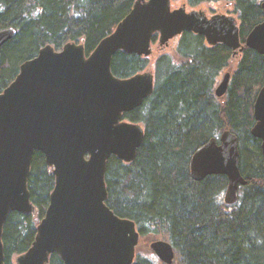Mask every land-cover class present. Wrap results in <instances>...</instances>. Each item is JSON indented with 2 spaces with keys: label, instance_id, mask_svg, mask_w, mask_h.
<instances>
[{
  "label": "trees",
  "instance_id": "trees-1",
  "mask_svg": "<svg viewBox=\"0 0 264 264\" xmlns=\"http://www.w3.org/2000/svg\"><path fill=\"white\" fill-rule=\"evenodd\" d=\"M180 2L182 0H174ZM136 0H0V30L15 28L16 37L0 53V94L16 79L20 66L47 45L56 51L82 43L90 55L132 11ZM196 8L225 2L234 7L241 42L264 22V0H183ZM157 36L152 39L157 44ZM232 52L211 47L204 37L184 33L173 53L153 64L155 89L142 107L124 120L143 126L145 141L136 160L126 164L111 157L106 173L107 205L136 223L141 238L169 242L174 264H264V170L261 141L251 131L254 105L264 87V56L245 48L232 71L228 93L217 98L222 74L231 68ZM149 59L118 52L112 72L126 79L144 72ZM230 131L239 139L240 169L247 185L239 201H224L227 178H191L194 153ZM55 176L43 154L35 153L28 189L34 215L11 213L3 231L5 264L26 253L45 217ZM151 241V240H150ZM157 241V240H155ZM154 242V241H153ZM140 252V253H139ZM49 264H63L54 254ZM133 264H162L138 249Z\"/></svg>",
  "mask_w": 264,
  "mask_h": 264
},
{
  "label": "water",
  "instance_id": "water-1",
  "mask_svg": "<svg viewBox=\"0 0 264 264\" xmlns=\"http://www.w3.org/2000/svg\"><path fill=\"white\" fill-rule=\"evenodd\" d=\"M264 11V2L262 4ZM184 33L204 37L211 47H245L264 56V22L241 42L237 18L211 17L204 11L173 9L172 0H136L132 11L90 55L82 43L56 51L47 45L20 67L12 84L0 94V264H5L3 231L11 213L34 215L28 180L35 153L44 155L55 176L45 217L32 247L14 264H49L57 254L63 264H133L140 242L136 223L117 216L107 205L106 173L111 157L133 163L145 141L142 125L124 120L153 95L152 72L122 79L112 64L118 52L149 59L152 39L161 49ZM17 35L0 31V52ZM230 74L216 87L227 94ZM251 134L261 141L264 170V87L254 105ZM191 178L202 182L224 176L226 205L239 201L247 185L240 169L239 139L230 131L210 140L192 156ZM150 249L164 264H173L172 244L157 240Z\"/></svg>",
  "mask_w": 264,
  "mask_h": 264
},
{
  "label": "rangeland",
  "instance_id": "rangeland-1",
  "mask_svg": "<svg viewBox=\"0 0 264 264\" xmlns=\"http://www.w3.org/2000/svg\"><path fill=\"white\" fill-rule=\"evenodd\" d=\"M183 5H186L183 2V0L180 1V2H175L174 0H172L173 9L181 8ZM186 8H187L188 12H190L192 10L204 11L208 16H212V15H215V14H225V15H234V16H236L234 14V7L232 5H230V4H228V3H225V2L210 3V4L206 3V4H203V5L198 6L196 8H192V7L188 6V5H186ZM176 42H177V39L173 40L170 43L169 47H167L165 49H161L158 46V43L153 45V55L149 58V63H150L149 67H148L149 71H153L154 61L159 55L164 54V53H173L174 52V48H175ZM238 61H239V59H234L232 61L231 68L228 71H226V72H224L222 74V76L219 79V83L221 82V79H222V77L224 76L225 73H227V72L231 73L232 71L235 70V68L237 67ZM155 240H161V239L155 238L154 240H152L150 238H140V242H139V246L137 247V250L140 249V251L142 253H145V254H149L150 253V254L154 255L152 250L150 249V245Z\"/></svg>",
  "mask_w": 264,
  "mask_h": 264
},
{
  "label": "bare ground",
  "instance_id": "bare-ground-1",
  "mask_svg": "<svg viewBox=\"0 0 264 264\" xmlns=\"http://www.w3.org/2000/svg\"><path fill=\"white\" fill-rule=\"evenodd\" d=\"M263 13H264V11H263ZM215 15H216V14H215ZM212 16H213V15H212ZM208 17H211V16H208ZM11 28H13V27H11ZM11 28H6V29H11ZM6 29H2V30H0V31L6 30ZM13 29H15V28H13ZM15 30H16V29H15ZM114 31H115V30H114ZM114 31H113V32H114ZM16 32L18 33L17 30H16ZM113 32H112V33H113ZM112 33H111V34H112ZM111 34H110V35H111ZM110 35H109V36H110ZM107 37H108V36H107ZM104 39H105V38H104ZM157 39H158V37H157ZM11 41H12V40H11ZM70 43H75V42H70ZM67 44H68V43H67ZM99 44H100V43H99ZM99 44H98V45H99ZM64 46H65V45H64ZM96 48H97V47H96ZM96 48H95V49H96ZM1 50H2V49H1ZM85 51H86V50H85ZM0 53H1V52H0ZM92 53H93V52H92ZM90 54H91V53H90ZM28 61H29V60H28ZM24 63H25V62H24ZM24 63H23V64H24ZM20 67H21V66H20ZM145 72H152V73L154 74V70H153V71H149L148 69L145 70L144 72H141V73H138V74H142V73H145ZM19 73H20V71H19ZM113 74H114V73H113ZM226 74H230V82H231V80H232V73H229V72H227V73L224 74V76H223L222 79H221V82H222V80H223V78L225 77ZM18 75H19V74H18ZM135 75H137V74H135ZM135 75H133V76H135ZM114 76H115V75H114ZM133 76H131V77H133ZM16 78H17V77H16ZM129 78H130V77H129ZM154 79H155V74H154ZM11 84H12V83H11ZM11 84H10V85H11ZM10 85H9V86H10ZM9 86H8V87H9ZM229 86H230V83H229ZM8 87H7V88H8ZM7 88H6V89H7ZM262 88H263V87H262ZM262 88H261V89H262ZM6 89H5V90H6ZM228 89H229V88H228ZM261 89H260V90H261ZM5 90H4V91H5ZM215 90H216V89H215ZM4 91H3V92H4ZM3 92H2V93H3ZM259 92H260V91H259ZM259 92H258V94H259ZM2 93H1V94H2ZM227 93H228V91H227ZM215 95H216V93H215ZM226 95H227V94H226ZM226 95H225V96H226ZM225 96H224V97H225ZM257 96H258V95H257ZM216 97H217V96H216ZM217 98H218V97H217ZM222 98H223V97H222ZM220 99H221V98H220ZM256 99H257V98H256ZM139 150H140V149H139ZM139 150H138V151H139ZM137 155H138V154H137ZM133 222H134V221H133ZM32 245H33V244H32ZM31 247H32V246H31ZM174 250H175V248H174ZM4 253H5V251H4ZM153 254H154V253H153ZM175 254H176V251H175ZM19 256H20V255H19ZM154 256L158 259V257H157L155 254H154ZM17 257H18V256H17ZM158 260H159V259H158ZM175 261H176V256H175L174 263H175ZM159 262L162 263L160 260H159ZM174 263H173V264H174ZM162 264H164V263H162Z\"/></svg>",
  "mask_w": 264,
  "mask_h": 264
},
{
  "label": "flooded vegetation",
  "instance_id": "flooded-vegetation-1",
  "mask_svg": "<svg viewBox=\"0 0 264 264\" xmlns=\"http://www.w3.org/2000/svg\"><path fill=\"white\" fill-rule=\"evenodd\" d=\"M230 16H234V15H230ZM234 17H236V16H234ZM237 18V17H236ZM237 21H238V24H239V28H240V23H239V20H238V18H237ZM245 43H246V41H245ZM243 44V43H242ZM244 46H245V44H243ZM245 48H247V47H245ZM231 50V49H230ZM244 51H245V49H244ZM243 51V52H244ZM231 52H232V59L234 60V59H240V57L242 56V53L243 52H239V51H237V53L235 54V52L233 51V50H231ZM144 58V57H143Z\"/></svg>",
  "mask_w": 264,
  "mask_h": 264
}]
</instances>
